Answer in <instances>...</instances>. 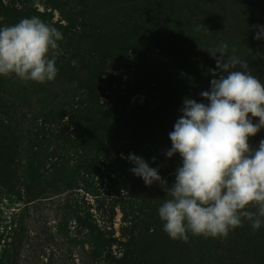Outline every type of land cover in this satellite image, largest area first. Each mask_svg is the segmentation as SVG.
Returning <instances> with one entry per match:
<instances>
[{"label": "rangeland", "instance_id": "374dc122", "mask_svg": "<svg viewBox=\"0 0 264 264\" xmlns=\"http://www.w3.org/2000/svg\"><path fill=\"white\" fill-rule=\"evenodd\" d=\"M16 4L28 11L18 13ZM32 16L64 37L59 42V73L47 82L57 96L50 103L32 99L23 105L15 95L18 78L0 76V139L6 127L18 134L14 152L6 157L0 140V264H106L119 259L127 245L132 259L122 260L125 264H262L264 255L257 256L252 240L260 232L247 223L226 239L190 235L187 243L172 240L158 215L167 193L159 184L147 186L130 171L135 165L125 157L140 156L159 168L169 186L175 182L181 157L165 155L172 147L169 133L186 97L207 103L200 93L210 90L209 70L216 68V61L204 49L227 43L232 54L235 47V55L246 59L248 70L264 82V37L256 39V26H264V0H0V28ZM136 25L142 37L149 34L161 51L164 48L163 53L142 54L141 62L128 57L136 42L124 43L125 35L135 39L137 34L129 31ZM112 26L125 31L104 32ZM75 61L78 74L93 80L73 105L76 94L66 78V64ZM103 61L107 68L100 70L97 65ZM91 90L97 102L86 110L90 100L85 94ZM4 104L10 105L12 116L2 112ZM145 108L160 112H153L148 129L136 118ZM125 109L133 118L127 126L114 128L107 117ZM105 114V120L99 119ZM80 115L92 123L81 124ZM65 121L80 126L76 134L71 126L65 128L74 139L81 138L79 144L73 141L76 148L62 147L65 134L54 136ZM262 139L264 129L249 143L256 147ZM54 164L64 172L55 171ZM52 172L56 181L59 173H69L75 187L66 190L62 180L53 184ZM83 211L93 214L106 237H101L100 248V236L78 219ZM245 229L247 234L239 237L238 231Z\"/></svg>", "mask_w": 264, "mask_h": 264}, {"label": "clouds", "instance_id": "9594fccd", "mask_svg": "<svg viewBox=\"0 0 264 264\" xmlns=\"http://www.w3.org/2000/svg\"><path fill=\"white\" fill-rule=\"evenodd\" d=\"M256 27V39H261L264 26ZM63 39L38 16L0 28V76L25 83L54 81ZM204 50L216 61L209 70L210 90L200 93L207 103L186 97L169 133L172 147L165 155L181 157L175 182L169 186L159 168L144 158L125 157L147 186L159 184L167 193L158 207L163 231L184 243L190 235L226 239L245 223L253 230L264 225V139L256 147L249 143L264 129V82L248 70L246 59L235 55V47L232 54L227 43Z\"/></svg>", "mask_w": 264, "mask_h": 264}, {"label": "trees", "instance_id": "16d2710c", "mask_svg": "<svg viewBox=\"0 0 264 264\" xmlns=\"http://www.w3.org/2000/svg\"><path fill=\"white\" fill-rule=\"evenodd\" d=\"M19 2L22 3L23 1H19ZM14 9L18 13H22L23 11H28V10H26V8L24 6L20 7L18 4H16ZM33 13L37 14V11H34ZM39 13L41 14L42 17L45 18L44 14H42L41 12H39ZM130 28L132 30L130 29L129 32L130 33H132V32L136 33L137 37L135 39H133V38L130 39V37H128L129 34L125 35L126 38L124 40V43L129 42V44L130 43L134 44V42H136V44L133 47H129V48H131V55L128 56L129 58L132 56L133 60L135 62H141L140 60L143 58L142 54L150 53V54L155 56V55H158V54L160 55V53H163L164 48L161 51L162 47L157 44V41L155 39H153V38L149 39L147 37V35L150 36L149 34L144 35L143 37L141 36L142 33L139 30V28H140L139 25L130 26ZM124 31L125 30H123L122 27L112 26L111 28L107 29V31H104V32L107 33V34H117L118 35L120 33H124ZM134 33L132 35H134ZM72 41H75L73 43H76L78 41V38H72ZM106 64H107L106 61H103V63L101 65L100 64H98V65L95 64L93 67H91V70L93 69L95 71V66L96 65L98 66V68L100 70H103V69L107 68ZM75 65L66 64V68H67L66 69V71H67L66 78H68V80L74 84L73 85V90H74V92H73L74 94L73 95L76 94L75 97H74V100L72 99L73 100V102H72L73 105L75 103V98H79V97H76V96L77 95L81 96L83 94V92L87 88L86 85L91 83L92 80H93L91 75L88 76V79H83L82 76H80L78 74L79 66L76 63V61H75ZM62 70H63V68L61 67L60 71H62ZM61 73H62V75H65V71L64 70ZM15 95H16L17 100L19 102L23 103V105L24 104L25 105H30L33 102L32 99H35V101L37 100L41 104L50 103V102L53 101L54 97L57 96V93L52 91V89L50 88L48 83L41 84V83H37V82H33V81H29V82L25 83V82L21 81L20 79H18L17 82H16V86H15ZM85 95L89 97L88 100H90V101L88 103H85L86 106L84 108L85 109L86 108L87 109H93L95 104H96V102H97V100L95 98V92H93L91 90L90 93L85 94ZM144 96L145 95L142 94L141 95V99L144 100ZM127 111H128L127 109L122 110V111H120L118 113L119 115H117V116L114 113H112L111 114L112 116H108L107 119L114 125V128H115V126H118V125L127 126L128 122L133 118L129 113L127 115L124 114ZM2 112L5 113V114L11 113L12 110H11L10 105H5L4 104ZM153 112L160 114L159 111L155 112V110H151L149 108H145L141 112L139 111L138 112L139 114L136 117V118L139 119V121H138L139 126L145 128V129H148L149 123H153V121H151L152 117L154 118ZM11 114H9V115L12 116ZM94 119H96L95 116H94ZM99 119L105 120L106 119V114H105V118H99ZM60 120L61 119H59L58 121H60ZM84 120H87V117L85 115H80L77 118V121L80 122L81 124L85 123V125L89 126V124L92 123V121H84ZM143 122H145V123H143ZM147 122H149V123H147ZM16 125L21 127V123H19V122L18 123L16 122ZM64 125H65L64 129H61V130L58 129L57 130L58 133L56 132V134H54V136L59 137L60 134H65L66 136H68L67 138H66V136H64L63 139H65V141L63 140V144H62V147L65 146V148H67V146H72V145L78 143L80 141L78 138H80V137L78 136V137H76L74 139L75 136L74 135H70L69 133H66L67 129H65V128H68V127L71 126V129L75 130L73 132L76 134L77 133L76 131H77V129L79 130L80 126L78 125L77 122H75L73 124V121H71V122L65 121ZM5 130H6V132L4 133V135H2V137L0 139L2 141V143L4 144V149H3L4 157H6V156H8V155H10V154H12L14 152V151H12V144H13L14 140L16 141V138H17V135H18L13 130H11L10 127H6ZM142 133H143V135H145L146 131H143ZM19 136H20V138H23L22 135L19 134ZM42 140H43V138H42ZM73 141H77V142L73 143ZM73 148H76V145H74ZM105 148H107L109 150V147H105ZM57 158H59V156H57ZM53 166H55V168H54L55 171L56 170L57 171H59V170L63 171L60 168V165L54 164ZM76 167L78 169H81L80 166H79V163H77ZM68 174L69 173H59V175H60L59 179L60 180L58 179L56 181V179L52 180L53 175H54L53 172H52V174L50 175L49 180H50V182L52 181L53 184L54 183H58V182H60L62 180V184H63V186L65 187L66 190L70 189V188H74L75 185H76V179L75 178L73 179ZM78 219H81V225L86 227V229H88L89 232L92 235H95V236L98 235V237L100 236V244H99V248H100V245L103 242L102 239L103 238L106 239V237H103L101 229L98 227L97 223H95L93 221V219H94L93 214L91 212H89V211H83L80 215H78ZM258 231L260 232V237L254 238L252 240L254 242L253 243L254 250L257 253V256L260 257L261 255H264V225H262L261 228ZM246 232H248L247 229H245L244 232H239L238 231V236L242 237V234H244V235L247 234ZM101 237H103V238H101ZM96 251L98 252L99 249H96L95 252ZM130 252H131V249L127 245V248H125L123 255L119 259L114 257L115 259L110 260L109 262L107 261L106 264H115L117 262L118 263L121 262L122 264H125V261L123 262L122 260L130 259V258L132 259V256L131 257L129 256ZM110 253L112 254V252H110ZM142 254L145 255V252L144 253L142 252ZM254 255H255V253H254ZM143 258H144V256H143ZM228 260L232 261L233 259L232 258H228ZM236 260H237V258H236ZM145 261H146V259H145ZM259 262H260V260H259ZM146 264H149V263H146ZM239 264H241V263L239 262ZM262 264H264V262Z\"/></svg>", "mask_w": 264, "mask_h": 264}]
</instances>
